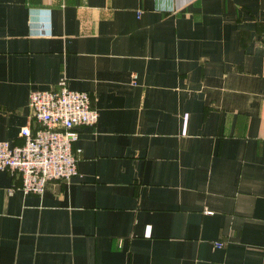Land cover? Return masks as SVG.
I'll use <instances>...</instances> for the list:
<instances>
[{"label":"crops","instance_id":"crops-1","mask_svg":"<svg viewBox=\"0 0 264 264\" xmlns=\"http://www.w3.org/2000/svg\"><path fill=\"white\" fill-rule=\"evenodd\" d=\"M63 78L98 121L42 196L0 171V264H264V0H0V141Z\"/></svg>","mask_w":264,"mask_h":264},{"label":"built area","instance_id":"built-area-1","mask_svg":"<svg viewBox=\"0 0 264 264\" xmlns=\"http://www.w3.org/2000/svg\"><path fill=\"white\" fill-rule=\"evenodd\" d=\"M31 119L38 125L21 129L24 143L0 141V171L19 177L25 194L42 196L50 182L70 181L78 175L75 143L79 128L95 125L98 109L88 91L73 90L63 78L54 90H33L30 94ZM216 248L225 246L215 242Z\"/></svg>","mask_w":264,"mask_h":264}]
</instances>
